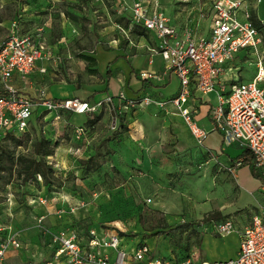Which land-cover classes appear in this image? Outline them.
<instances>
[{"label":"rangeland","instance_id":"rangeland-1","mask_svg":"<svg viewBox=\"0 0 264 264\" xmlns=\"http://www.w3.org/2000/svg\"><path fill=\"white\" fill-rule=\"evenodd\" d=\"M146 1L150 5L159 3L179 35H199L207 27L208 0ZM253 1L249 0L250 4ZM130 2L0 0V39L11 33L14 23L21 34L48 26L41 40L43 50L50 54L41 65L46 71L40 80L35 78L33 83L19 87L36 96L41 90L45 95H58L62 88L70 90L72 85L100 81L79 57L93 56L96 45L111 51L108 47L114 40L124 46L143 39L154 46L152 34H136L125 26L126 20L130 21ZM261 32L264 39V28ZM135 49L133 46L131 52ZM171 80L175 83L171 89L176 90L173 75ZM80 95L75 96L100 102L92 112L100 114L101 119L84 134L77 136L69 121L82 123L85 114L61 111L56 118V111L37 105L33 107L29 137L24 136L27 143L16 146L8 134L0 138V148L6 147L16 155L31 154L32 142L40 133L53 142L59 141L54 154L47 157L53 170L50 184H44L40 176L22 184L17 166L12 182L0 184V224L20 230L23 241V247L12 256L14 264H28L30 260L38 263L51 254L52 248L46 245L40 229H75L83 238L88 225H101L119 234L126 250L143 240L157 255L166 256L173 249L187 246L199 259L226 260L233 256L240 241L238 229L254 214L264 215V198L260 196L256 202L243 195L229 171L212 160L196 140L188 142L181 118L167 116L156 105L140 104L123 111L120 104L115 109L109 106L110 97L96 101V95L90 99ZM135 110H139L133 116L139 119L136 123L144 120L146 125L142 141L129 135L127 116ZM201 118L196 116L200 124ZM211 212L230 216L233 233L216 234L209 220H203ZM80 218L84 219L75 224ZM179 224H187L186 229H172ZM190 229L198 234L187 239ZM198 236L200 241L196 243Z\"/></svg>","mask_w":264,"mask_h":264},{"label":"built area","instance_id":"built-area-1","mask_svg":"<svg viewBox=\"0 0 264 264\" xmlns=\"http://www.w3.org/2000/svg\"><path fill=\"white\" fill-rule=\"evenodd\" d=\"M129 8L132 23L152 31L158 39V52L167 68L178 77L180 86L177 95L165 100H154L149 96L130 99L119 93L118 96L124 101L122 110L127 111L140 104H154L163 109L171 104L201 144L208 131L196 123L193 117L196 109L187 104L188 98L192 89L200 94L215 91L216 103L209 111L213 129L221 134L226 145H237L242 151H247L251 164L264 180V50L260 31L250 20L244 0H211L209 30L204 36L187 33L179 37L157 1L150 5L146 0H132ZM14 24L11 33L0 40V138L8 132L18 134L29 130L33 107L37 105L56 111V118H59L58 112L61 111L78 114L95 111L100 105L99 101L92 103L77 96L52 99L46 97L43 90L33 100L12 85L16 74L27 81L37 68V61L50 57L41 44L43 27H35L33 32L21 34ZM242 48H248L253 54L254 75L246 81H234L228 88L224 85L216 88L225 64L233 60ZM38 70L41 73L46 71L43 66ZM139 75L146 80L159 77L147 71H141ZM75 133L77 136L84 134V128L77 126ZM243 162V157L239 155L226 170L234 175ZM209 222L213 231L220 236L235 230L231 218ZM97 228L102 230L98 232ZM40 231L45 241V236L48 237L46 245L52 248V252L38 263L30 260L28 264H264V215L258 214H254L249 223L239 229L236 255L214 261L199 259L196 253L189 251L186 255L180 251H171L166 256L157 255L145 242L126 250L121 244L120 235L102 226L89 227L85 241L75 229ZM20 237V230L0 224V264L4 263L11 250L23 247Z\"/></svg>","mask_w":264,"mask_h":264},{"label":"crops","instance_id":"crops-1","mask_svg":"<svg viewBox=\"0 0 264 264\" xmlns=\"http://www.w3.org/2000/svg\"><path fill=\"white\" fill-rule=\"evenodd\" d=\"M244 2L249 9L250 15L251 13H254L257 16V18L263 23V28H264V0H254L253 4H250L249 0H244ZM131 3L132 0L128 6L129 19H130V22L127 27L128 31H130L133 25L131 21V12L129 8ZM210 6H211V0H208L207 27L202 34L195 36L207 35V32L209 30V23H210ZM167 18H168V23L172 25L169 21V17ZM47 27L45 24L44 35L46 34ZM146 32L152 34L153 37L155 38L154 46L151 45L148 41L143 39L136 40L137 42L136 44L131 43V45L128 44L124 46H120L119 44H117V41L114 40L113 45H109L110 47H108L111 48L110 49L111 51H106L105 48H103L100 44L96 45L93 50V57H95L96 59V67L101 75L100 81L99 82L86 81L82 83L79 88H76L75 85H72V89L70 90L69 89L64 90L60 86L58 87V89L62 88V93L58 95H52L48 92V95H46V97L52 99H58V98H64L68 96H75L81 94L84 95L85 97H89L90 99L93 98L94 95H96L94 98L96 101L110 97L112 99L108 104L113 109H115V106L119 104L121 105L124 102L118 96L119 93H123V95L126 98H130V99H134V98L141 99L144 96H149L154 100H165L177 95L180 86L179 79L174 74V72H172L171 69L167 68L165 60L158 52L159 41L154 35V33L149 30H146ZM260 35L262 38V50H264V39L261 31H260ZM178 36L182 37V35H179V33ZM133 46L137 47V49H135V52H131V48ZM252 59H253V54L248 48H242L238 50L233 60L225 64L224 72L221 73L217 79L216 88H218L219 85H224L226 88H228V86L234 81H246L251 79L256 69L254 63L252 62ZM43 61L44 60L37 61V68L29 76L30 78L27 81L22 80L18 74H16L11 81L12 85L15 88H17V90H19L20 92L26 95H29L30 97L33 98V100H36L37 96L29 93L31 91L19 87V85L26 86L29 83H33V81H35V78L37 80H40V78L43 76L45 72L41 73L38 70V67H41ZM105 69L107 70L109 69L110 71L109 77L105 76L104 73ZM141 71L154 72L157 75H159V77L151 80H146L140 77L139 74ZM172 75L174 76L175 82L178 86L176 90L171 89V86L175 84L171 80ZM208 95L212 97L213 102L211 101ZM215 103H216L215 91L209 92L207 94H200L196 92L194 89L191 90V96L188 98L187 104H189L190 106L193 105L196 109V112L193 115L196 123L208 131L206 138L200 144L201 149L204 152H207L211 156V159L214 160L215 162H218L221 165V167H223L224 169H226V167L230 165L237 156L241 155L244 159V162L236 170V173L234 175L232 174V177L236 180L237 185L239 186L243 195L250 197L256 202H258L260 196L264 198V180L253 176L251 171L250 154L248 152L245 153L244 151L240 150V148L237 145H226L222 141L221 134L217 130L213 129V124L209 116V111L210 108ZM162 110L164 114H166L167 116L171 114V116L175 118H181L184 124L182 125V127L188 134V137H186L188 142L189 141L194 142V140H196L192 135V133L190 132L188 126L183 121L182 116L177 112V110L173 105L168 104L166 108ZM137 111L139 110H135L131 115L127 116L129 120L127 126L131 128L129 132L130 137L133 138V140L137 139L142 141L147 134V130L144 120H142V122H140L139 124L136 123L135 119L139 121L138 118H134L136 117ZM76 114L79 116L85 114V118L83 119L82 123L75 124L71 122L72 119L70 117L69 119L71 120L69 122L73 124L75 128L77 126L83 125L87 119L86 117L87 113H81V114L76 113ZM198 115L202 116L203 118L200 119L201 121H203V123L201 124L198 123L199 120H196V116ZM87 129L88 127H85V131ZM234 149H237V151H235ZM245 159H247V161H245ZM222 216H223L222 218H218V219L215 218L211 220L221 221L225 218H230V216L228 217L225 215ZM248 223L249 222H247L243 226L247 225ZM237 249H238L237 247L234 248L233 256H230L229 258H232L236 255ZM13 254H15V251L11 250L3 264H14L15 261L12 257Z\"/></svg>","mask_w":264,"mask_h":264},{"label":"trees","instance_id":"trees-1","mask_svg":"<svg viewBox=\"0 0 264 264\" xmlns=\"http://www.w3.org/2000/svg\"><path fill=\"white\" fill-rule=\"evenodd\" d=\"M250 20L252 21L253 25L256 26V28L261 31L263 29V23L257 18V16L254 13H251ZM129 20H126L125 26L127 27L129 24ZM135 32L136 34H144L146 31L145 28H143L141 25L133 24L130 31ZM79 57L87 62V69L90 74H93L97 77H100V73L96 67V59L95 57L87 54H80ZM106 77L110 76L109 69L107 70V73L105 75ZM80 84L76 85V88H79ZM87 119L84 122L83 125H80L84 128L85 127H93L100 119L101 115L97 114L95 112H89L86 114ZM85 126V127H84ZM10 136L12 141L16 146H22L23 144L27 143V140L25 139V135L29 137L28 130L22 133H14V132H8L6 133ZM5 134V135H6ZM59 141L53 142L51 139L47 138L43 134H39L38 137L34 138L31 146V154H19L16 155L6 147L0 148V184H9L12 182V176L14 175L13 168L14 166H17L19 168V175L22 176V184H26L30 179L36 178V176H40L44 184H50V175L52 174V166L47 161L48 156H52L55 152V148L58 146ZM247 153V151H244ZM93 159V157H91ZM247 161V159H245ZM251 171L254 177L263 179L260 173L256 171L254 166L251 164ZM49 186V185H48ZM223 216L219 212H211L208 213L203 220H211L214 218H222ZM84 218H80L78 220H75V224L79 225V222L83 220ZM89 226V225H88ZM85 227L86 231L84 233L83 239L84 241L87 239V233L88 228ZM93 227H100L101 225H92ZM187 227V224H179L175 227H172V229L184 231ZM198 234L195 229H190L187 239H190L191 236ZM40 235V233H39ZM197 236V235H196ZM46 242H48V237L45 236ZM200 241V237L195 238V242L198 243ZM142 241H139L138 243H142ZM171 251H175L174 249ZM178 251L182 255H186V253L189 251L187 249V246L184 248L180 247L178 248Z\"/></svg>","mask_w":264,"mask_h":264}]
</instances>
